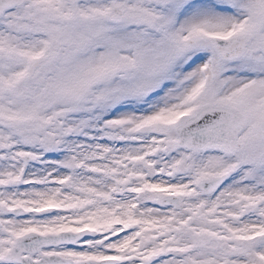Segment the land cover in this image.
Masks as SVG:
<instances>
[{
  "label": "snow or ice",
  "instance_id": "1",
  "mask_svg": "<svg viewBox=\"0 0 264 264\" xmlns=\"http://www.w3.org/2000/svg\"><path fill=\"white\" fill-rule=\"evenodd\" d=\"M0 264H264V0H0Z\"/></svg>",
  "mask_w": 264,
  "mask_h": 264
}]
</instances>
